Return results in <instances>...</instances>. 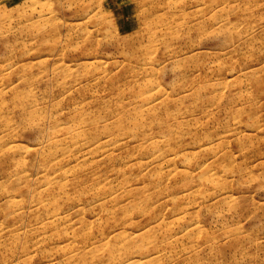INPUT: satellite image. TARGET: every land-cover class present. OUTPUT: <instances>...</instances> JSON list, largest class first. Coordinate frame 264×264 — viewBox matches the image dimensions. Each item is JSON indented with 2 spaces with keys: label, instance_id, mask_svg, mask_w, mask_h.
<instances>
[{
  "label": "rangeland",
  "instance_id": "obj_1",
  "mask_svg": "<svg viewBox=\"0 0 264 264\" xmlns=\"http://www.w3.org/2000/svg\"><path fill=\"white\" fill-rule=\"evenodd\" d=\"M0 264H264V0H0Z\"/></svg>",
  "mask_w": 264,
  "mask_h": 264
},
{
  "label": "bare ground",
  "instance_id": "obj_2",
  "mask_svg": "<svg viewBox=\"0 0 264 264\" xmlns=\"http://www.w3.org/2000/svg\"><path fill=\"white\" fill-rule=\"evenodd\" d=\"M98 141V140H97ZM110 141V142H109ZM99 142V144H100V146L102 145V146H105V147H107L108 145H110V143H111V139H106V140H103L102 142L101 141H98Z\"/></svg>",
  "mask_w": 264,
  "mask_h": 264
}]
</instances>
